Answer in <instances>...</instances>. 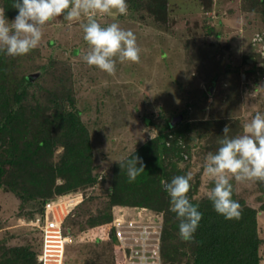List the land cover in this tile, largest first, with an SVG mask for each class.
<instances>
[{
    "label": "rangeland",
    "instance_id": "1",
    "mask_svg": "<svg viewBox=\"0 0 264 264\" xmlns=\"http://www.w3.org/2000/svg\"><path fill=\"white\" fill-rule=\"evenodd\" d=\"M13 2L0 0L9 22L18 14ZM157 2L126 0V14L95 15L102 27L117 23L136 36L140 61L117 58L115 75L83 60L89 45L80 25L86 16L47 23L38 47L26 55L0 52V264H37L40 244L33 222L41 201L57 194V187L84 179L92 188L65 221L73 241L62 264H113L111 244L87 240L81 231L98 226L112 205L136 201L151 215H163L166 205L158 183L117 192L121 172L127 174L117 161L136 155L151 171L149 153L140 146L163 136L171 148L164 167L173 174L191 173L187 195L202 202L214 186L203 172L205 158L217 151L224 127L230 137L240 135L257 112L264 114V0H165L162 20L150 13ZM249 56L252 69L243 70ZM32 72L37 75H30L25 95L15 102L14 85ZM75 108L80 114L66 125L61 115ZM177 115L167 129L165 122ZM68 128L76 130L64 136ZM47 137L57 142L32 156L35 142ZM183 139L187 143L180 146ZM64 145L73 165L49 170L46 165L58 166ZM230 182L232 199L254 210L258 264H264V182ZM176 232L165 242L169 256L175 253L167 264H191L192 247Z\"/></svg>",
    "mask_w": 264,
    "mask_h": 264
},
{
    "label": "clouds",
    "instance_id": "2",
    "mask_svg": "<svg viewBox=\"0 0 264 264\" xmlns=\"http://www.w3.org/2000/svg\"><path fill=\"white\" fill-rule=\"evenodd\" d=\"M12 7L18 14L11 22L6 18L5 10L0 8V52L8 56H23L36 49L43 37L44 26L56 18L73 22L86 16L87 21L80 26L83 39L89 45L83 55L87 65L115 75L117 58L121 63L140 61V48L131 30H124L117 23L102 27L95 19L96 14H126V0H14ZM229 131L226 125L217 151L209 152L205 158L203 172L214 184L207 191L214 210L232 220L241 217L242 209L239 202L232 199L233 184L230 181L264 182V114L257 112L243 125L240 135L230 137ZM117 162L121 170L126 169L130 183L145 172L139 156L131 155ZM191 180L192 175L188 173L174 176L170 182L161 181L170 198V210L179 220V236L184 242H194L202 219L198 206L187 195ZM108 222L89 229L104 228Z\"/></svg>",
    "mask_w": 264,
    "mask_h": 264
},
{
    "label": "trees",
    "instance_id": "3",
    "mask_svg": "<svg viewBox=\"0 0 264 264\" xmlns=\"http://www.w3.org/2000/svg\"><path fill=\"white\" fill-rule=\"evenodd\" d=\"M160 2L155 3L156 7H150V13L151 14H158L159 20L164 19L165 13L163 12L165 0H159ZM15 9V8H14ZM252 68L248 69L249 71ZM36 72H32L30 74L23 75L20 80L14 85L13 87V97L15 102H19V94L25 95L26 93V87L31 84V81L29 80V77L31 74H34ZM53 97L55 96L54 93H52ZM66 97L69 98L68 92L66 91L65 94ZM65 97V98H66ZM69 100V99H68ZM70 102V101H69ZM17 103H13V106ZM12 108L10 111H8L3 117L7 116L12 112ZM80 109L75 108V111L73 114H67V115H61V117L65 119H61L62 121L66 122V125L72 123H75L74 121L77 119L78 115L80 114ZM34 114V113H33ZM174 117V116H172ZM170 117V118H172ZM170 120H167L165 122V127L168 129L170 126ZM76 129H70L68 128V132L64 136H68L69 134H72L73 131ZM166 138V137H165ZM55 140V141H54ZM188 139L181 140L180 146L183 143H187ZM59 141V140H58ZM57 142L56 139H50V137L47 138H41L38 139L35 144V150L32 152V156L35 155V151L38 150L40 147H51L53 143ZM65 143V142H64ZM63 143V144H64ZM65 146V145H64ZM150 147L153 148V151L151 152ZM141 150H146L145 153L148 155V158L151 159L148 161V167H152L151 171H145L142 173L135 182L126 184L128 177L127 174L122 173L121 179L116 185L117 192H125L128 191L129 188H138L139 184H157L159 187L161 197L166 198V205L163 211V220H162V251H161V258H162V264H167V262L172 263V258L175 256V253L170 254L169 251L165 247V242L170 239L169 233L174 229H177V232L179 234V220L175 219L177 216L174 212L170 210V198L167 194V192L164 190L163 184L161 181L163 179H166V181L170 182L171 179L174 176L180 175L178 173H172L173 171H168L163 164V156L164 154L169 153L171 151V148L168 146H165V140L163 136H156L154 139H152L151 142L147 144H143L140 146ZM65 152L62 153L60 157V161L58 166H55L53 164L46 165L47 168L51 171H57L61 172L63 170H67L68 166H72L73 162L75 161L72 156L71 151L68 150V146H65ZM179 158V157H178ZM73 159V160H72ZM91 180L84 179L80 180L78 183H73L71 185H63L56 188V193H61L68 191L74 187H78L82 184L87 185ZM128 182V181H127ZM118 186V187H117ZM110 189V187L108 188ZM191 193V188L188 194ZM194 205L198 206V211L202 213V219L199 223V227L195 233V240L194 242H185L189 245H191V252H190V260L191 264H258V258H257V251H258V245L260 242V238L255 232V225H254V210L252 208L248 207H241L242 214L239 219H226L223 215L218 214L213 207L212 202L207 198L205 201H196V200H190ZM42 204V201H41ZM41 207V205H40ZM39 207V210H40ZM68 217V216H67ZM67 217L64 220L63 227H62V233L68 234V232L65 231V221ZM110 219V212L108 211L107 216L101 221L100 224H104L108 222ZM99 224V225H100ZM95 226V225H93ZM90 226V227H93ZM176 232V233H177ZM180 237V236H179ZM181 242L184 243L183 240ZM109 243V242H106ZM111 244V243H109ZM112 244H111V257L113 259L112 255ZM168 251V253H167ZM114 264V260H112Z\"/></svg>",
    "mask_w": 264,
    "mask_h": 264
},
{
    "label": "built area",
    "instance_id": "4",
    "mask_svg": "<svg viewBox=\"0 0 264 264\" xmlns=\"http://www.w3.org/2000/svg\"><path fill=\"white\" fill-rule=\"evenodd\" d=\"M91 188V185L75 187L42 201L33 222L40 244L37 264H62L65 247L73 241L69 234L62 233L64 220L74 206L88 196ZM133 202L125 207L111 206L106 230L99 226L96 228L98 231L83 230L81 234L87 240L111 242L114 264H162L163 215L161 212L153 215L144 212L148 206ZM125 210H130V213Z\"/></svg>",
    "mask_w": 264,
    "mask_h": 264
},
{
    "label": "water",
    "instance_id": "5",
    "mask_svg": "<svg viewBox=\"0 0 264 264\" xmlns=\"http://www.w3.org/2000/svg\"><path fill=\"white\" fill-rule=\"evenodd\" d=\"M254 61V58L252 56L246 57L244 59V65H243V70H247L250 68V64ZM37 73L32 74V76L35 78ZM181 115H177L171 118L170 125L174 124L180 119ZM164 187V186H163Z\"/></svg>",
    "mask_w": 264,
    "mask_h": 264
}]
</instances>
